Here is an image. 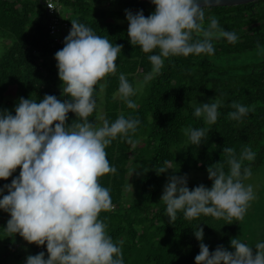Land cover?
<instances>
[{"label": "trees", "instance_id": "trees-1", "mask_svg": "<svg viewBox=\"0 0 264 264\" xmlns=\"http://www.w3.org/2000/svg\"><path fill=\"white\" fill-rule=\"evenodd\" d=\"M57 7L71 10L62 16L71 25L78 20L90 27L97 35L106 37L114 44L122 45L117 58L116 72L106 75L103 89L96 86V101L103 97L104 119L114 121L119 115L138 119L140 124L134 134L133 143L114 139L106 147L110 165L117 169L98 178L99 183L109 188L112 207L99 215L107 225V232L123 253L124 264H194L199 253V242L194 237L196 225L203 228V243L209 251L229 242L237 232L242 220H216L210 216L187 220L177 212L175 221L166 216V205L157 197L170 175L183 176L191 171L207 174V167L220 162L228 171L224 147H232L237 155L247 146L257 153L252 162L244 161L253 176L264 174V0L253 3L205 8L204 27L214 17L220 27L233 31L239 39L229 43L214 39L212 55L193 54L170 56L165 59L159 74L152 73L149 54L128 42L125 10L133 14L142 10L145 17L154 11L151 2L141 0H54ZM107 3V8L102 5ZM123 21V24L115 23ZM49 15L39 0H0V38L11 40L0 60V104L9 86L17 88V103L20 98L39 101L45 95H61L54 54L62 45H53L48 35ZM195 35L194 39H199ZM123 73L136 87L138 77H143L140 92L132 99L136 107L129 108L118 95L119 76ZM152 78L145 82V77ZM212 96L221 104L219 116L214 124L193 115V101ZM250 108L242 121L228 118L234 111L232 103ZM16 103V104H17ZM98 105V103H97ZM97 109L88 117L95 121ZM78 120L68 113L66 124ZM204 128L208 130L199 146L191 145L184 130ZM145 163V164H144ZM142 169L138 170V165ZM165 167L169 171L157 175L153 166ZM138 172L133 178L135 198L126 199L124 187L132 168ZM148 168L149 171L144 172ZM19 174V167L0 186L10 183ZM249 179V178H248ZM246 181V180H245ZM244 181V182H245ZM203 184L210 188L212 182L206 178L193 186ZM261 213V232L264 234V186L257 194ZM126 199V200H125ZM0 224V264H23L28 255L45 251V246L25 242V254L14 253L20 241L18 234L8 237ZM45 258L47 253L45 251Z\"/></svg>", "mask_w": 264, "mask_h": 264}, {"label": "clouds", "instance_id": "clouds-1", "mask_svg": "<svg viewBox=\"0 0 264 264\" xmlns=\"http://www.w3.org/2000/svg\"><path fill=\"white\" fill-rule=\"evenodd\" d=\"M154 11L147 17L142 10L133 14L125 10L127 36L131 46L149 54L152 73L159 74L170 56L212 55L214 39L236 43L233 31L220 27L211 17L204 27L205 8L221 5V0H150ZM199 35V39H194ZM63 47L54 54L61 95H45L39 101L20 98L14 114L0 110V180H7L19 167V174L10 183L0 186V211L9 215L2 229L8 237L18 234L27 244L45 246V251L28 255L24 264H124L121 247L99 219L102 211L112 207L110 190L98 178L117 169L107 159L106 147L118 137L133 143L140 124L138 119L119 115L114 121L104 119L97 124L88 119L97 109L95 93L98 83L115 73V61L122 45L97 35L78 20L64 38ZM152 78L145 77V82ZM141 85L133 87L125 74L119 76L118 95L127 107L135 108L130 99ZM101 90L103 85H100ZM221 102H195L193 115L214 124ZM228 118L242 121L250 108L233 102ZM68 113L78 120L66 124ZM208 130H184L191 145L199 146ZM228 171L217 162L207 167L211 187L203 184L189 190L187 176L170 175L160 200L166 205V216L175 221L177 212L187 220L210 216L216 220H243L250 202L256 196L251 184L252 162L257 153L245 146L239 155L232 147H224ZM157 175L169 170L153 169ZM149 171L148 168L144 172ZM6 193V194H5ZM200 224V223H199ZM194 237L199 253L194 264H264V241L254 247L238 238L230 240L232 251L222 245L209 251L203 243V228Z\"/></svg>", "mask_w": 264, "mask_h": 264}, {"label": "rangeland", "instance_id": "rangeland-1", "mask_svg": "<svg viewBox=\"0 0 264 264\" xmlns=\"http://www.w3.org/2000/svg\"><path fill=\"white\" fill-rule=\"evenodd\" d=\"M103 7L107 8V3L102 5ZM62 16L65 17V15H68L71 13L70 9L67 8H63L60 7ZM115 23L118 24H123V21L121 20H115ZM4 38H0V60L1 57L3 56L6 48L8 47V45H10L11 40L5 36H3ZM143 77H138L136 80V87L138 85L143 86ZM102 85H104V81L102 80L101 82ZM142 90V87H139L138 92H140ZM17 99H18V95H17V88L16 86L12 85L9 86L7 91L4 93L3 95V100L0 104V110H4L7 109L9 112H11L12 114H14V107L17 103ZM211 99H217L215 97L212 96H208V97H202L199 98L195 101H193V105H195V102L197 101L198 103H207L209 102ZM98 105H97V117L96 120L94 121L97 124H102L103 120H104V109H103V97L102 95H100V98L98 100ZM145 164V163H144ZM138 170L140 171V168L142 169V164L138 165ZM138 170L134 167L130 170V173L128 174L127 178H126V185L124 187V196L128 201H130V199L135 198V190L133 188V178L135 177L136 173L138 172ZM206 178H208L207 174H204L201 172H195V171H191L188 175H187V186H193L196 183L205 180ZM246 184H251L253 186L254 192H255V196L256 198L250 202V206L248 207V210L240 224V226L238 227L237 232L234 234L233 238H238L240 239L242 242L247 243L249 246L254 247L256 243L264 241V234L261 232V213L256 211V207L258 205H260V203L258 202V198H257V194L259 193L260 190V186L261 189L264 186V174L262 175L261 173H256L253 176H251L249 179H247L245 181ZM6 194V193H5ZM162 193L157 197V200H159L161 198ZM125 199V200H126ZM9 215L3 211H0V224H2L3 222H7V220L9 219ZM230 241L223 244L222 246L229 251H232V249L230 248ZM17 254H21L22 256L26 253L25 252V241H20L18 246L15 247V252ZM22 263L24 264V259L21 260ZM11 262H14L13 259L10 260V262L8 264H11Z\"/></svg>", "mask_w": 264, "mask_h": 264}, {"label": "built area", "instance_id": "built-area-1", "mask_svg": "<svg viewBox=\"0 0 264 264\" xmlns=\"http://www.w3.org/2000/svg\"><path fill=\"white\" fill-rule=\"evenodd\" d=\"M46 11L49 15L47 26L48 35L53 45H63L64 38L70 31L71 25L60 14V9L54 0H44Z\"/></svg>", "mask_w": 264, "mask_h": 264}, {"label": "water", "instance_id": "water-1", "mask_svg": "<svg viewBox=\"0 0 264 264\" xmlns=\"http://www.w3.org/2000/svg\"><path fill=\"white\" fill-rule=\"evenodd\" d=\"M141 1L150 2V0H141ZM256 1H258V0H221V5H214V6H211V7L238 6V5L253 3V2H256ZM39 3L41 5H43L44 4V0H39Z\"/></svg>", "mask_w": 264, "mask_h": 264}]
</instances>
